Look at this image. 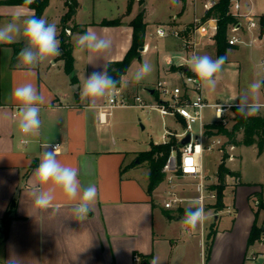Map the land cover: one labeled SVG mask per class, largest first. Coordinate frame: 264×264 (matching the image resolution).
<instances>
[{"label":"crops","instance_id":"1","mask_svg":"<svg viewBox=\"0 0 264 264\" xmlns=\"http://www.w3.org/2000/svg\"><path fill=\"white\" fill-rule=\"evenodd\" d=\"M197 1L183 0L184 6L188 4L194 10L193 17L198 14L199 4L203 7ZM248 1L245 4L241 0L244 11L251 9L256 13L255 0ZM50 3L51 0L40 18L45 17ZM249 3L251 6L248 8ZM202 9L204 13V7ZM17 13L31 15L35 14V9L22 2L0 0V25L9 22ZM133 18L134 13L131 19L116 27L99 28H130L133 35L130 25ZM59 31L60 28L58 34ZM82 34H73L72 41L75 43ZM130 36L129 32L127 37ZM164 45L165 51L159 62V79L176 71L164 64L165 54L177 48L176 40L171 39V44L166 40ZM23 47L21 38L12 44H0V264H9L10 259L18 261V264H134L135 253L147 256V264H191L185 240L186 236H190V228L180 225L176 231L166 228V224L172 225L173 220L183 219L181 215L188 207L166 209L158 191L164 184L163 191L166 192L167 183L163 180L151 190L150 166L144 170V160L138 157L151 148L152 142H161L137 140L135 136H130L128 128H124L126 120L121 112L114 109L107 117V123L101 122L99 113L106 98L98 102L95 109L89 110L81 103L75 91L77 89L73 88L75 83L82 82L84 75L87 77L93 71H100L109 60L92 59L89 63L90 53L86 51L84 61L79 65L82 54H78L80 50L75 46L74 73L77 81L74 82L60 56L57 58L63 61L64 75L58 77L43 63L34 70L22 66L18 53ZM126 47V44L121 46V55ZM52 62L56 63L55 60ZM124 77L120 87L133 97L136 85L133 81H125ZM27 82L37 87L45 97V103L41 105L39 134L30 138L31 143L24 144L17 131L18 117L15 113L18 104L13 99V91ZM137 136L140 137L139 134ZM54 143H60L57 159L64 165L79 169L78 178L82 186L91 183L97 188L91 213L84 219H79L74 213L78 201L68 200L58 189L49 208L40 209L34 205L33 174L43 151L52 150V147L44 149V145L52 146ZM239 178L238 183L232 185L236 211L233 223L225 228L212 225L210 231L214 228L217 233L208 257L206 250L202 249L201 262L260 264L249 258V250L254 244L248 247L256 209L250 205L249 199L255 185L243 183L240 173ZM48 187L51 186H45ZM13 201V219L8 235L4 236L2 219ZM220 211H215L214 224L220 219ZM205 221L200 223L202 245L203 241L205 244L211 242ZM259 221H262L261 217ZM259 243L264 247V239ZM259 252L264 250L253 253Z\"/></svg>","mask_w":264,"mask_h":264},{"label":"rangeland","instance_id":"2","mask_svg":"<svg viewBox=\"0 0 264 264\" xmlns=\"http://www.w3.org/2000/svg\"><path fill=\"white\" fill-rule=\"evenodd\" d=\"M188 2V0H186ZM206 0H198L197 2L204 3ZM247 4L248 0H242ZM129 0H79L78 11L73 18L72 22H77L84 24L88 30H93L99 34L104 35L106 38L111 40V48L103 53H90V59L97 60H122L126 55L132 44V31L130 28H110L102 29L99 27L113 26L110 24H101L104 19H115L119 18L122 23L131 19L132 13L134 17L142 9H145V21H149L147 26V35L146 43L149 48L145 51H142L141 57L135 58L127 72L124 74L125 81H133L132 77L135 70L144 62L151 63L153 65L154 71L152 74L147 77L144 81L136 85V95L141 96L148 104L157 105L158 102L164 98L160 92L152 94L149 89L155 88L157 81L159 80L158 69L159 62L162 55L165 51L164 42L171 44V39H163L158 37L155 34L156 27L162 24H187L192 23L195 16H201L203 13V7L199 4L198 11L194 17V10L192 7L184 6L183 0H133L131 9H128ZM256 8L254 10L256 13H264V0H255ZM251 4H248V8ZM65 12V0H51V3L47 9L44 19L49 23H55L57 25V31L60 28V19L62 14ZM123 13V15H121ZM71 22V23H72ZM97 26V27H95ZM131 33L130 37H127L128 33ZM118 45V47L116 46ZM126 44V51L121 55V46ZM204 48V49H203ZM201 55H210L213 59L217 58V48L216 42L207 43L203 47ZM78 54H82V59L79 60V65L84 61V55L86 51H80ZM160 55V57H159ZM264 57V50L260 47H249L244 44L229 49L228 60L225 61L220 73L217 74V86L215 90L204 89V94L210 104L206 108V114L208 119H212L214 114V108L211 105L222 104L225 100L230 97L237 96L240 94L250 83L256 80H264V69L259 64L260 60ZM56 63H53L54 61ZM44 66L51 68L52 72L56 77L64 75L63 72V61L60 58L53 57L45 61ZM164 75L161 78H166ZM170 77L176 80V83H181L179 80L178 73L170 74ZM133 97L135 95H132ZM261 101L264 102V88L261 89ZM114 110L121 112L122 117L126 120V125L124 128H128V133L130 136H135L137 140H146L151 141H162V133L164 131L163 121L166 122L168 128L182 132L185 129V126L182 123L176 121V119L167 115L164 119L161 116L157 108L152 107L151 105H128V106H119L114 108ZM259 114H264L262 110ZM234 114L229 116V119L223 126L231 131L235 120L233 118ZM132 130V131H131ZM131 132H133L131 135ZM195 133H198V125H194ZM139 134L140 137L137 136ZM221 134V133H220ZM223 150H213L206 151L204 153V167L205 171L210 179L213 182V185H217L219 182L217 176V170L222 157H224V163L236 174H241L243 183L254 184L255 191H259L263 187L264 195V151L260 154L256 144L254 145H245V144H232L229 142V137L227 134L223 133ZM243 132L238 133V138L242 139ZM140 138V139H139ZM139 157V156H138ZM143 169H148L149 162L144 160L142 163ZM240 180L239 175H228L226 177V188H225V203L226 207L218 213L220 219L215 223V209L209 208L206 210V233L212 228V225H218L220 228L231 227L233 223L234 216L236 211L234 210L233 198H234V188L233 184H237ZM211 182V183H212ZM164 184L160 186L159 199L164 203L167 198V192L163 191ZM185 189L187 191H192L190 185H186ZM193 192V191H192ZM193 195V193H191ZM250 205L257 209V197L255 194H251L249 199ZM229 206V207H228ZM255 209V210H256ZM167 217V216H166ZM260 217L263 220L264 211L261 212ZM169 218V217H167ZM173 224H166V228L171 231H176L180 227H185L182 223V219L173 220ZM178 221V222H177ZM262 222V221H261ZM186 233V231H185ZM204 238V236H203ZM186 246L190 252V261L191 264H202L201 256L202 249L206 250L208 241L205 244V241L201 240V224L195 229H190V236L185 237ZM262 238L259 240L261 241ZM255 242L254 245L249 250V256L253 252L263 251L264 247L259 243ZM255 263V262H254Z\"/></svg>","mask_w":264,"mask_h":264},{"label":"built area","instance_id":"3","mask_svg":"<svg viewBox=\"0 0 264 264\" xmlns=\"http://www.w3.org/2000/svg\"><path fill=\"white\" fill-rule=\"evenodd\" d=\"M219 0H206L203 3L205 12L218 3ZM230 12L236 17L237 21L230 24L228 29V41L236 47L244 44L249 47H260L264 50V23L261 15L256 14L251 9L244 11L241 0H232ZM204 14L194 17L190 25L178 26L175 24L158 25L155 34L163 39L176 40L177 48L169 51L164 56V64L171 69L176 67L181 83H176L170 75L157 81L154 93L156 91L164 95L157 105L148 104L141 96H128L125 91L117 86L115 90L106 97L104 106L99 113V119L107 123V117L112 114L114 108L128 105H151L157 108L163 119L171 115L179 123L185 126L184 131L177 132L168 128L165 121L164 131L162 133L161 143H170L172 138L178 141V147L172 146L162 171L164 172V181L167 183V198L163 206L166 209L189 207L198 205L206 210L217 199V191L212 187L204 167V153L206 151L223 150V133H215L216 129L209 127L214 122L226 123L231 114H234L233 107L226 105H211L214 108L212 119H208L206 108L210 106L204 89L190 83L195 79L194 74L188 68L183 71L187 65L188 59L193 55H201V49L207 42H214L218 31L219 23L217 17L204 19ZM70 33L71 30L67 29ZM145 50L149 48L145 43ZM144 50V51H145ZM264 69V57L259 63ZM170 74V73H169ZM223 105V107H222ZM16 111L15 114H17ZM234 117V115H233ZM194 125H198V133L194 131ZM212 130L211 133L210 131ZM190 134V140L185 144H180V140L187 134ZM22 142V139H21ZM23 143V142H22ZM157 143V144H161ZM25 144V143H24ZM59 145L54 143L52 146ZM58 148V149H59ZM190 161V163H189ZM212 182V183H211ZM186 185H190L193 195L187 193ZM205 219L202 221V223ZM264 239V234L262 240ZM264 252L258 254L252 253L249 257L251 261L257 263ZM134 264H147L142 255L135 253L133 256ZM202 264H209L206 260Z\"/></svg>","mask_w":264,"mask_h":264},{"label":"clouds","instance_id":"4","mask_svg":"<svg viewBox=\"0 0 264 264\" xmlns=\"http://www.w3.org/2000/svg\"><path fill=\"white\" fill-rule=\"evenodd\" d=\"M25 3H30V0H25ZM57 37V25L49 23L44 18H36L34 13L31 15L17 13L9 22L0 25V44H12L17 42L18 38L24 41V47L18 53V60L22 66L30 70L60 55L61 42ZM111 43L109 38L93 30H88L75 40V45L80 51L89 53L106 52L111 48ZM226 60V55L213 59L207 54H193L187 61V67L195 76L190 83L202 89L215 90L218 83L217 74ZM153 71V65L144 62L135 70L132 79L139 84ZM118 83L119 81L109 74L107 66L104 65L100 71H93L87 77L84 75L82 82L73 85V88L77 89L75 91L78 92L81 103L89 110H93L98 102L116 89ZM262 88L264 80L253 81L240 94L225 100L223 105L228 108L236 107L244 116L257 115L264 110V102L260 98ZM13 99L18 104V134L22 137L23 143L29 144L30 138L38 135L41 129V105L45 103V97L33 83L27 82L14 89ZM49 147H52V150L43 151L40 163L33 174L35 207L49 208L54 199V192L58 189L68 200L78 201L74 206V213L79 219L88 217L97 197L95 184L82 186L78 178L79 169L64 165L57 159L59 145L54 147L44 145V149ZM46 185L51 187L45 188ZM206 215L202 207L193 205L185 209L182 223L187 228L195 229ZM9 264H18V261L10 259Z\"/></svg>","mask_w":264,"mask_h":264},{"label":"trees","instance_id":"5","mask_svg":"<svg viewBox=\"0 0 264 264\" xmlns=\"http://www.w3.org/2000/svg\"><path fill=\"white\" fill-rule=\"evenodd\" d=\"M12 1L25 3V0ZM49 2L50 0H30V3L25 4H28L30 7L34 8L36 18H40ZM65 4L67 10L61 18L60 31L58 34V39L61 42L59 56L64 60L66 72L71 75L72 81L75 82L77 81V76L74 73L75 57L73 51L76 45L72 41V36L75 33H85L87 28L84 24L72 22L79 8V0H66ZM132 4L133 0H129V10L131 9ZM231 4L232 0H219L218 3L207 10L204 15V19L210 17L218 18L219 27L214 37L217 48V58L226 55L227 60L229 49L236 47L234 45H231L228 41L229 26L231 23L237 21L236 17L230 12ZM145 12V9L140 10L138 14L130 21V25L133 28L132 44L124 58L122 60H113L108 62L107 69L109 71V74L117 79V81H119L117 86L121 85L122 76L127 72L132 61L135 58L141 57V47L146 43L148 26V22L145 21ZM261 19L264 23V14L261 15ZM101 24L119 25L122 24V22L119 18L104 19ZM67 29H70L71 32L68 33ZM173 69L176 70V67H173ZM233 112L235 123L231 131L227 130L220 122H214L210 124L209 127L215 128V133L227 134V136L229 137V142L232 144H256L259 153L261 154L264 151V114L244 116L237 111L236 107H233ZM210 132L214 133L212 132V130ZM239 132H243L242 139L238 138ZM173 145L178 147V141L174 137L172 138L171 142L167 144H156L152 142L151 148L149 150L143 151L139 154L140 160H147L149 162L151 190L155 189L164 180L165 174L162 171V168L168 155L171 152V148ZM225 155L222 157V161L220 162L217 170V176L220 183L212 186L217 191V199L215 203L210 205V207L215 209L217 212L223 210L226 207V177L228 175H239L231 170L228 166H226L223 161ZM252 194H255V196L257 197V209L255 210V219L248 237V247L259 241L264 234V217L262 222L259 221L260 214L262 211H264L263 187L259 191L253 192ZM14 210L15 202L13 201L2 219L4 236H7L9 233ZM167 214L170 216L169 212H167ZM216 233L217 229L213 228L210 231L209 237L211 242L208 243L206 248L207 257L209 255L211 245L216 236ZM142 257L144 262L147 263V256L142 255ZM260 264H264V261Z\"/></svg>","mask_w":264,"mask_h":264},{"label":"water","instance_id":"6","mask_svg":"<svg viewBox=\"0 0 264 264\" xmlns=\"http://www.w3.org/2000/svg\"><path fill=\"white\" fill-rule=\"evenodd\" d=\"M145 50V46H142L141 47V51H144ZM187 70H188V67H187V65H185V67L183 68V71L184 72H187ZM74 85H78V83H75ZM150 90V92H154V89H149ZM190 140V134L188 133L185 137H183L181 140H180V144L182 145V144H185V143H187L188 141ZM184 213H185V211H184ZM184 213L181 215L182 217H184ZM264 261V258L263 257H261L260 259H259V261H258V263H262Z\"/></svg>","mask_w":264,"mask_h":264},{"label":"snow or ice","instance_id":"7","mask_svg":"<svg viewBox=\"0 0 264 264\" xmlns=\"http://www.w3.org/2000/svg\"><path fill=\"white\" fill-rule=\"evenodd\" d=\"M189 163H190V161H189Z\"/></svg>","mask_w":264,"mask_h":264}]
</instances>
